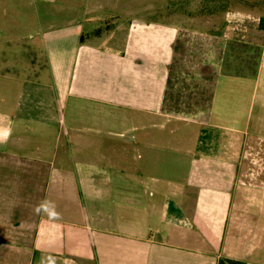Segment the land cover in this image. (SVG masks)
Segmentation results:
<instances>
[{
    "label": "crops",
    "instance_id": "obj_1",
    "mask_svg": "<svg viewBox=\"0 0 264 264\" xmlns=\"http://www.w3.org/2000/svg\"><path fill=\"white\" fill-rule=\"evenodd\" d=\"M12 2L0 264H264V5L33 0L17 28Z\"/></svg>",
    "mask_w": 264,
    "mask_h": 264
},
{
    "label": "rangeland",
    "instance_id": "obj_2",
    "mask_svg": "<svg viewBox=\"0 0 264 264\" xmlns=\"http://www.w3.org/2000/svg\"><path fill=\"white\" fill-rule=\"evenodd\" d=\"M124 2L126 3L125 10L127 11H134L139 13V15L157 14L158 16H160L164 12H185L197 15L200 13L213 14V12H216L215 10H217V12L221 11L223 13L225 8L233 6L242 8L255 6L261 7L262 5H264V2L261 3V0L258 2L257 0H124ZM57 10H61L60 12H69L76 11L77 9L74 4H71L69 2H67V4H60V7L58 8H47V12ZM8 11L9 13L12 12L14 14V19H12V26H19L17 28H22L23 21L21 20V17L27 13L31 15L38 10L33 0H13L12 3L8 4ZM0 60V73L7 75V73H9L8 69H10V67H7L5 65V61H2L1 58ZM18 76L22 78L21 73H19ZM7 82V79H2V83H0V107H3L4 105L3 102H1V99L3 101L5 99L4 91ZM93 117L94 116L92 115V118ZM135 134V132H129L127 134V138L133 139L135 137ZM62 139L64 143L65 140L63 135Z\"/></svg>",
    "mask_w": 264,
    "mask_h": 264
},
{
    "label": "clouds",
    "instance_id": "obj_3",
    "mask_svg": "<svg viewBox=\"0 0 264 264\" xmlns=\"http://www.w3.org/2000/svg\"><path fill=\"white\" fill-rule=\"evenodd\" d=\"M37 215L46 214L50 220L60 219V214L55 211V205L50 201H42L35 209ZM54 264V261H53Z\"/></svg>",
    "mask_w": 264,
    "mask_h": 264
},
{
    "label": "trees",
    "instance_id": "obj_4",
    "mask_svg": "<svg viewBox=\"0 0 264 264\" xmlns=\"http://www.w3.org/2000/svg\"><path fill=\"white\" fill-rule=\"evenodd\" d=\"M219 264H245L242 261L232 260L228 258H221Z\"/></svg>",
    "mask_w": 264,
    "mask_h": 264
}]
</instances>
